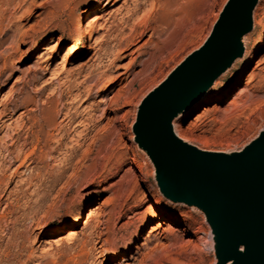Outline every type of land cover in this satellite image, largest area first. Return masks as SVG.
Instances as JSON below:
<instances>
[{"label":"rangeland","instance_id":"obj_1","mask_svg":"<svg viewBox=\"0 0 264 264\" xmlns=\"http://www.w3.org/2000/svg\"><path fill=\"white\" fill-rule=\"evenodd\" d=\"M35 1L0 7V264H215L203 215L159 194L132 127L142 99L203 44L227 0H203L192 32L154 59L152 0L135 16V0ZM263 35L258 0L242 57L204 94L212 98L173 121L179 138L231 153L264 129V46L240 72Z\"/></svg>","mask_w":264,"mask_h":264},{"label":"water","instance_id":"obj_2","mask_svg":"<svg viewBox=\"0 0 264 264\" xmlns=\"http://www.w3.org/2000/svg\"><path fill=\"white\" fill-rule=\"evenodd\" d=\"M257 1H226L203 44L142 99L132 127L159 194L203 215L215 264H264V129L223 153L186 143L172 124L242 57Z\"/></svg>","mask_w":264,"mask_h":264},{"label":"bare ground","instance_id":"obj_3","mask_svg":"<svg viewBox=\"0 0 264 264\" xmlns=\"http://www.w3.org/2000/svg\"><path fill=\"white\" fill-rule=\"evenodd\" d=\"M12 0H6V1H0V7L1 5L4 6H8L11 4ZM62 2V1H61ZM109 0L107 1L108 4ZM147 2V0H135V2L133 3V9L131 10L130 15L131 16H135V12L137 11V9L143 4ZM151 4L149 6V12L148 15L146 14V17L150 16L153 13H157L159 15L158 18V25L153 27L151 29L152 33H151V37L155 34L157 35L156 37V42L154 43L151 53L149 54V56L151 58H157V56L159 57L160 54H162L166 49H168L169 47L173 46L176 42H178L179 40H181L183 37H185L186 35L190 34L192 32V30L195 28V25L197 23V17L195 15V11L194 9L200 10L201 11V3L203 2V0H169L168 4L165 3H161V0H152L150 1ZM25 4V0H22L20 2V0H18V4L19 6H21V4ZM36 3L35 0H31V2L29 3V6H34ZM62 4V3H61ZM42 5V4H41ZM18 6V7H19ZM40 6V5H39ZM28 8V7H26ZM130 9V8H129ZM128 9V10H129ZM27 11H29V8L27 9ZM27 11H25L24 13H26ZM93 10L90 11L88 13V15L93 14ZM130 16V17H131ZM126 19V18H125ZM129 19V18H128ZM12 32V31H11ZM16 32V31H15ZM79 34H83L85 33V30L83 29V27L81 26L78 30ZM13 36V35H12ZM129 40V39H127ZM125 40V41H127ZM130 42H122L121 40L118 42V46L122 47L124 46L127 47L129 45V43L132 45L133 40H129ZM1 43V42H0ZM260 45L257 49L251 50L248 55H246V57L243 59L241 68H240V72H243L245 70H247L251 64H253L257 53L260 51L259 48H261L262 46H264V35L260 40ZM117 46V47H118ZM126 49V48H125ZM77 52V49L74 46L68 47L65 50V53L63 55V57L61 58L60 61V65L65 66L68 63V59L70 57H72L75 53ZM149 57V58H150ZM151 60V59H150ZM149 60V61H150ZM7 62L6 58H1L0 57V63H2L3 65H5ZM147 63V61H146ZM145 64V63H144ZM150 65V64H149ZM148 65H144L143 70H148L149 67H147ZM121 74L116 75L120 76ZM237 75V74H236ZM241 74H238V78H236V83L237 81L240 79ZM207 93H205L206 95ZM205 95H202L195 103H193L184 113V117L181 120H185L187 119L198 107H200L205 100L212 98L213 95H207V97H204ZM203 98V99H202ZM5 107V106H4ZM2 108L0 110V121L1 118L4 117L6 115L5 113V108ZM65 117V116H64ZM176 123V122H175ZM173 123V130L174 133L177 132V123L175 124ZM80 124V123H79ZM59 126V125H58ZM80 134V133H79ZM77 134V135H79ZM176 134V133H175ZM42 136V135H41ZM178 136V135H177ZM256 138V137H255ZM181 139V138H180ZM254 139V138H253ZM252 139V140H253ZM77 140V139H76ZM182 140V139H181ZM184 141V140H183ZM33 150V149H32ZM21 151V150H20ZM21 152L18 153V156L16 157L19 158V154ZM25 153V152H24ZM30 153V152H28ZM26 157V156H25ZM26 159V158H25ZM25 161V160H23ZM22 162V161H21ZM24 163V162H22ZM11 165V164H10ZM2 174V173H1ZM32 175L29 176V179H31ZM8 182V181H6ZM9 183V182H8ZM9 205V204H8ZM150 213L153 214L155 213V209L150 207ZM76 222H78V218H75V222L70 226V228H74L75 224H77ZM147 227V223H144L143 225V229ZM99 228L98 225L96 226V229ZM156 230V229H155ZM96 233V231H95ZM10 234V233H9ZM102 235V234H101ZM93 238V237H92ZM99 238V235L98 237ZM89 239V238H88ZM71 240H73L71 238ZM106 242V241H105ZM104 243V242H103ZM103 245V244H102ZM27 247V246H26ZM101 247V246H100ZM113 250V249H112ZM115 250V249H114ZM22 253V252H21ZM75 255V254H74ZM45 257V255L43 256ZM113 258H118L117 255H114V257L111 258V260ZM54 259V258H53ZM3 264H25L23 262H20L19 259H14V260H6L4 261ZM40 264V263H39Z\"/></svg>","mask_w":264,"mask_h":264}]
</instances>
